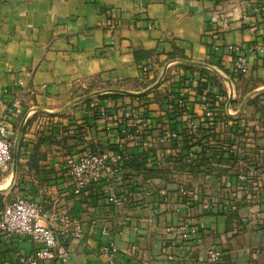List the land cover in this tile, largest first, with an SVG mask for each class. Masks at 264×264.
Here are the masks:
<instances>
[{
  "label": "crops",
  "instance_id": "1",
  "mask_svg": "<svg viewBox=\"0 0 264 264\" xmlns=\"http://www.w3.org/2000/svg\"><path fill=\"white\" fill-rule=\"evenodd\" d=\"M263 4L0 0V111L24 88L8 123L12 160L0 169V210L25 197L43 204L42 224L66 216L83 232L75 238L69 227L60 237L65 261L39 264H208L209 248L221 251L216 264H264V52L249 50L264 47V12L253 10ZM232 46L247 59L246 74L235 71ZM179 89L184 107L169 98ZM129 107L149 118L147 145L137 135L120 138ZM207 108L212 118H203ZM190 119L204 144L243 146L237 169L247 190L236 166L204 168L201 146L187 157ZM169 128L180 130L177 140L167 138ZM85 149L121 152L126 164L75 195L65 165ZM215 190L217 207L201 209ZM109 243L113 256L100 251ZM39 247L0 231V264H18Z\"/></svg>",
  "mask_w": 264,
  "mask_h": 264
},
{
  "label": "built area",
  "instance_id": "2",
  "mask_svg": "<svg viewBox=\"0 0 264 264\" xmlns=\"http://www.w3.org/2000/svg\"><path fill=\"white\" fill-rule=\"evenodd\" d=\"M253 10L264 12V4L255 6ZM230 50L234 53L232 62L235 71L239 74H246L248 72V62L245 55L236 46L230 47ZM249 50L264 52V47L261 44H257L250 46ZM229 84L231 86V83ZM23 91L24 88L12 95L5 104L4 109L0 111V169L12 160L8 123L12 116L21 111ZM184 94V89H179L175 94H169V98L173 99L180 107H184ZM135 108L129 107L124 110L122 116L129 120L121 126L119 135L120 138L134 137L135 135L144 137V144L147 145L148 138L151 135V123L148 117L141 116ZM98 115L104 118L107 117L104 109L99 110ZM28 117L29 114L25 116V121ZM203 118H212V111L209 108L204 111ZM186 126L189 130V135L195 138L194 142H189L190 150L186 154L189 159L195 158L197 150L194 145H199L205 152L206 158L201 163L204 168L208 169L219 166L217 163L219 158L231 156L236 159L233 165V167L236 166V169L243 162L241 157H238V155L244 153L243 146L239 143L230 146L229 143L223 142L219 144L217 149L210 144H204L205 141L199 133V125L195 119L188 120ZM165 133L167 138L177 140L181 132L176 128H169L165 130ZM175 158H177V154L176 157L174 156ZM175 160L172 161L175 162ZM124 164H126V158L121 152L109 150L91 151L85 149L67 160L65 173L71 182L73 194L83 195L87 190L97 186L106 172L120 170ZM236 178L240 181L239 189L247 190L245 189L246 175L242 171H239V169H237ZM180 192L186 195L188 194V189L181 187ZM216 197H218L217 190L214 191V196L211 194L210 198L208 197L200 204V208L203 210L215 209L217 207ZM107 199L110 202H115L116 196L111 193ZM262 210L264 211V204ZM43 216L44 210L41 202L20 196L10 200L0 210V231L28 236L33 242L41 245L33 255H19L17 257L18 264H39L43 260H59L63 262L68 258L69 251L63 245L60 237L66 236L70 231L69 227H72V236L78 239L82 238L83 232L78 220L69 219V217L65 216L62 217L64 219H62L63 223L61 225L53 224L52 226H48L41 223ZM185 235L186 233L183 236ZM100 251L108 256H113L116 248L112 243H109L102 245ZM206 252L208 264H216L219 261L221 255L219 249L209 248ZM167 257L168 259H172L171 255Z\"/></svg>",
  "mask_w": 264,
  "mask_h": 264
},
{
  "label": "trees",
  "instance_id": "3",
  "mask_svg": "<svg viewBox=\"0 0 264 264\" xmlns=\"http://www.w3.org/2000/svg\"><path fill=\"white\" fill-rule=\"evenodd\" d=\"M186 67L188 68H192V66L186 65ZM236 159L234 157H227V158H219L217 160L218 165L222 166V165H227L229 167H233L234 163H235ZM223 167V166H222Z\"/></svg>",
  "mask_w": 264,
  "mask_h": 264
},
{
  "label": "water",
  "instance_id": "4",
  "mask_svg": "<svg viewBox=\"0 0 264 264\" xmlns=\"http://www.w3.org/2000/svg\"><path fill=\"white\" fill-rule=\"evenodd\" d=\"M154 87H155V86H154ZM149 90H150V89H149ZM149 90H147V91H149ZM147 91H146V92H147ZM144 93H145V92H144ZM144 93H141V94H138V95H142V94H144Z\"/></svg>",
  "mask_w": 264,
  "mask_h": 264
}]
</instances>
